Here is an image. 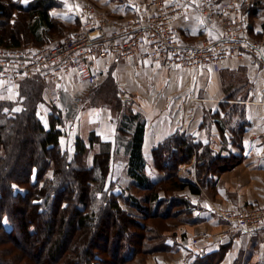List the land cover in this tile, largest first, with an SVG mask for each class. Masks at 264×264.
Returning a JSON list of instances; mask_svg holds the SVG:
<instances>
[{"label":"trees","instance_id":"16d2710c","mask_svg":"<svg viewBox=\"0 0 264 264\" xmlns=\"http://www.w3.org/2000/svg\"><path fill=\"white\" fill-rule=\"evenodd\" d=\"M60 5L59 0H0V45L48 44L53 32L65 28L50 16V9ZM107 78L82 97L90 102L104 99L107 93L99 86L113 85V108L122 111L116 117V141L125 145L129 178L118 191L108 177L119 150L109 140L98 139L95 131L88 141L77 136L73 150L63 145L61 111L52 106L48 124L40 116L46 84L40 76L21 81L16 101L0 96V264H127L138 253L165 251L169 234L164 222L191 219L193 203L180 191L189 188L201 194L203 188L215 189L214 175L243 160V154H223L197 136L175 132L151 151L155 168L163 173L153 180L143 151L145 118L131 102L127 105L112 75ZM238 83L240 88L248 85L245 79ZM204 119V126H217L222 148L233 144L243 149L249 124L244 104L221 102L220 109L207 111ZM98 141L89 165L86 153ZM182 163L192 165L193 179L178 176ZM136 215L153 224L140 222ZM200 257L195 264H213L207 254Z\"/></svg>","mask_w":264,"mask_h":264},{"label":"crops","instance_id":"0c3cea01","mask_svg":"<svg viewBox=\"0 0 264 264\" xmlns=\"http://www.w3.org/2000/svg\"><path fill=\"white\" fill-rule=\"evenodd\" d=\"M59 1L61 5L51 8L50 16L56 17L65 28L58 37L53 32L49 42L58 40L66 32L82 26L84 20L80 16V9L85 4L92 5L95 14H103L104 18H123L134 14L145 16L155 7L154 0ZM211 1L217 4L227 0ZM235 1L239 2L241 12L246 13L248 17V36L264 49V1L257 5H254L255 0ZM167 2L188 8L175 20L186 40L207 38L218 41L223 38L220 20L202 14L200 0ZM255 6L258 8L253 14ZM99 61L102 80L111 74L119 90L129 95L134 111L141 113L145 118L143 151L148 159L147 172L153 176V180L159 179L163 173L155 168L151 151L155 145L175 132L197 136L209 142L215 151H221L223 154L233 151L243 154L244 157L231 170L218 176L214 175L217 180L215 189L203 188L201 194L191 193L189 188L180 191L191 198L192 220L177 221L174 229L168 232L167 250L154 252L147 257L145 264H195L199 262L198 257L204 254L210 257L209 260H213V264H264V228L256 235H250L245 230L232 228L217 211L220 207L264 204V62L250 52H244L239 58H230L222 67L211 65L197 69L181 66L154 67L144 62L112 56ZM240 79L247 80L248 85L245 88H240ZM20 83L1 92L0 96L16 101L19 98ZM83 84L89 85L72 78L61 91L60 111L65 113L62 114L64 121L69 119L70 107L74 108V104L68 102L69 96L73 97L76 93L79 95ZM50 88L46 83L43 100L39 103V113L45 124L49 123L53 106ZM238 88L240 90L236 91ZM229 92H233V95ZM225 101L245 105L249 124L243 133L241 150L233 144H230L228 149L222 148L217 126H204L203 123L205 113L220 109V103ZM59 102L54 104L59 105ZM78 117V122L84 120L87 128L77 131L78 136L88 141L91 131H95L98 139L109 140L112 142V148L115 147L119 153H123L125 145L119 142V139L116 141V127L112 123L110 108H85L80 111ZM71 126L74 128L75 125ZM62 128L65 130L64 126ZM64 132L61 141L63 145L66 144V132L69 133L66 130ZM72 134L70 133V137L74 140L77 135H74V132ZM99 145L98 141L94 148L98 149ZM87 160L91 165L90 157ZM124 164L126 166L127 162ZM181 167L186 174L182 176L183 179L190 180L195 177L192 165ZM201 232H207L208 237L195 244L193 238ZM220 232H224V235H219ZM203 262L205 260L199 264Z\"/></svg>","mask_w":264,"mask_h":264},{"label":"built area","instance_id":"2783aa9c","mask_svg":"<svg viewBox=\"0 0 264 264\" xmlns=\"http://www.w3.org/2000/svg\"><path fill=\"white\" fill-rule=\"evenodd\" d=\"M200 1L202 14L220 20L224 33L221 40H186L175 20L188 8L169 4L167 0H154L155 7L145 16L134 14L123 18H104L103 14H95L92 5L85 4L80 9L82 26L58 40L38 48L0 45V93L25 78L40 76L51 87L52 103H58L61 91L72 78L90 86L99 85L102 81L99 60L109 56L154 67L186 69L222 67L230 58H239L244 52L264 62V49L248 36V17L241 12L239 2ZM121 97L130 100L126 92H121ZM217 211L232 228L250 235L264 228V204L220 207ZM207 237V232H201L193 242Z\"/></svg>","mask_w":264,"mask_h":264},{"label":"rangeland","instance_id":"374dc122","mask_svg":"<svg viewBox=\"0 0 264 264\" xmlns=\"http://www.w3.org/2000/svg\"><path fill=\"white\" fill-rule=\"evenodd\" d=\"M57 28H58V26H57ZM68 31H70V29ZM54 34H55L56 37L60 36V33L59 32H55ZM24 46L25 47H28V46L34 47V44L32 42H26L25 41V43L23 44V47ZM106 80H108V78H106ZM109 84H111V85H109ZM112 86L113 85L110 82H108L106 86H103V84H101L99 86L100 90H104L107 93V97H105L104 99H101V100H95V101H91L90 102L89 101L90 98H84V97H82L85 94L87 95L88 92H92L93 91V90H91L92 87L90 85H85V84L82 85V88L83 89L81 91H79L80 92L79 95L76 93L73 97H70L69 96L68 102H71V104H74V108L72 109L70 107V113L68 115L69 116V119L68 120L66 119L67 121L66 120L64 121V128H65L66 131L69 132V133L66 132L67 136H66V138L64 140V143H66V145L68 144V146H69V148L71 150H73V148H74L73 144H74L75 141L74 140H71L72 137H70V133L72 134V132H74V135L75 134L77 135V131L79 132L80 130L83 131L84 129H87L85 127L84 120L78 122V120H79L78 115H79V113H80V111L82 109H85V108H95V107H97V108H99V107L100 108H103V107H107V104H109L110 107L108 106V108L111 109L112 123L116 127L117 118L119 119V116L122 113V111H119L120 109L119 110H116V109L113 108V105H114V101H115L116 96L114 95L113 87ZM105 99H108V101L105 100ZM125 101H126L127 105H129V104L132 103L129 100H125ZM61 104H62V101L59 102V105H55V104H52V105L53 106H56L55 107L56 109L62 110L60 108L61 107ZM118 112H120V113H118ZM62 114H65V113H62ZM71 124H74L75 125L74 128H71L72 127ZM91 148L86 153V158H89V157L93 156L98 151V149H99V148L97 149V148H94V147L92 149ZM125 161L127 162V155L124 154V153H122V152H120L114 159H112V162H111V170H110V174H109L108 180L110 182L111 181H115L117 183V185H116V187L114 189L116 191L117 190H120V188L125 185V184H123V181L124 182H129L128 181L129 178H128L127 174H126V166L124 164ZM181 165L182 166H185L187 164L182 163ZM229 170H231V169H229ZM224 172H226V171H224ZM224 172H222V173H224ZM185 175H186L185 174V170L182 169V167L180 166L179 172H178V176L181 177V176H185ZM129 184H131V183H129ZM135 190L139 194H143V191H138L139 189H137L136 187H135ZM228 207H232L233 208L235 206H228ZM127 208H129V207H127ZM136 216H137V220H139L140 222H147L148 224H153V220L152 219L145 220L144 218L140 217L139 215H136ZM179 218L180 217H174V218L168 219L166 222H164L165 225H166V227L168 228V230H167L168 232L170 230H173L174 229V227L177 225V221L180 220ZM124 241L125 242H129L130 240L129 241L128 240H124ZM153 253L154 252L148 253L147 255H145L143 253H138V255H136L134 258L128 260V263L127 264H145V262H146L145 260L147 259V257L149 258L151 255H153Z\"/></svg>","mask_w":264,"mask_h":264},{"label":"snow or ice","instance_id":"6c2138e0","mask_svg":"<svg viewBox=\"0 0 264 264\" xmlns=\"http://www.w3.org/2000/svg\"><path fill=\"white\" fill-rule=\"evenodd\" d=\"M25 2H27V0H25ZM17 111H19V109H17Z\"/></svg>","mask_w":264,"mask_h":264}]
</instances>
